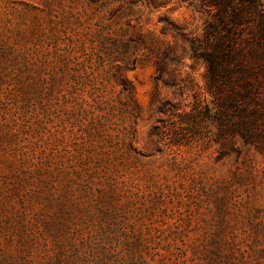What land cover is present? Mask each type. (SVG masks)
Instances as JSON below:
<instances>
[{
	"label": "rangeland",
	"instance_id": "obj_1",
	"mask_svg": "<svg viewBox=\"0 0 264 264\" xmlns=\"http://www.w3.org/2000/svg\"><path fill=\"white\" fill-rule=\"evenodd\" d=\"M164 1L0 0V264H264V89L247 141L188 125L205 67L157 20L203 17Z\"/></svg>",
	"mask_w": 264,
	"mask_h": 264
},
{
	"label": "trees",
	"instance_id": "obj_2",
	"mask_svg": "<svg viewBox=\"0 0 264 264\" xmlns=\"http://www.w3.org/2000/svg\"><path fill=\"white\" fill-rule=\"evenodd\" d=\"M99 2V6L116 2V17L122 19L133 14L138 0H128L129 13L122 8L125 0H89L90 4ZM149 2L156 6L166 3ZM175 3L185 4L203 17L201 30L188 31L166 14L159 15L157 21L162 23V32L169 31L182 39L189 59L202 62L205 89L214 103L213 108L206 104L202 110L196 99L191 110L181 113L191 126L198 124L194 121L199 116H205L215 127V142L221 146L233 145L236 133L247 141L244 114L251 99L249 94L264 89V0H175ZM170 58L177 61L176 57ZM157 70L159 75L165 71L162 59L157 61ZM252 80L257 83L255 86Z\"/></svg>",
	"mask_w": 264,
	"mask_h": 264
}]
</instances>
